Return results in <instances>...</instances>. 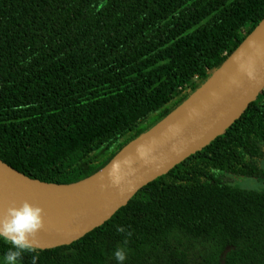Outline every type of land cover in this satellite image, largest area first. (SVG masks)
Masks as SVG:
<instances>
[{"label":"trees","instance_id":"trees-1","mask_svg":"<svg viewBox=\"0 0 264 264\" xmlns=\"http://www.w3.org/2000/svg\"><path fill=\"white\" fill-rule=\"evenodd\" d=\"M263 21L264 0H0V160L52 184L95 175ZM263 161L264 91L104 225L19 264H118L119 245L124 264H264V190L235 184L264 181Z\"/></svg>","mask_w":264,"mask_h":264},{"label":"water","instance_id":"water-1","mask_svg":"<svg viewBox=\"0 0 264 264\" xmlns=\"http://www.w3.org/2000/svg\"><path fill=\"white\" fill-rule=\"evenodd\" d=\"M263 27L264 21L202 88L164 121L134 141L146 138L169 119L179 115L153 140L155 144L153 141L147 144L153 149L149 158H157L155 164L146 165L137 152L131 154L134 159L132 167L136 169V187L132 193L121 197L115 188L101 190L99 177L103 174V182L108 183L107 171L111 163L134 142L101 171L73 184L35 180L0 160V203L6 206L5 210L0 209V217L13 201L19 204L28 200L43 207L45 227L38 235L40 250L69 246L104 225L127 206L142 188L224 135L257 100L264 91V83L257 85L246 75L240 74L233 57L240 51L245 52V59L252 56L257 78L264 81V32L259 37L255 36ZM252 41L256 47L249 46ZM232 76L240 80V87L230 84ZM213 92L219 98L213 97ZM157 165H160L158 169Z\"/></svg>","mask_w":264,"mask_h":264},{"label":"clouds","instance_id":"clouds-1","mask_svg":"<svg viewBox=\"0 0 264 264\" xmlns=\"http://www.w3.org/2000/svg\"><path fill=\"white\" fill-rule=\"evenodd\" d=\"M250 47H256L255 42H250ZM245 57V52L240 51L233 57L234 63L237 65V70L240 74H244L250 81L255 82L257 85L264 83L257 78L256 71L254 69V60L252 56ZM230 84L240 87V80L236 76L230 78ZM213 97L219 98L217 93H212ZM195 111V110H193ZM155 144V141L152 142ZM175 150V149H174ZM153 149L148 145H139L137 147V154L139 158L147 164H155L157 158L152 156L149 158V154ZM134 163L133 156L130 154L120 159L114 160L108 171L107 180L108 183H104L105 176L102 174L99 177L101 190L108 188H115L118 190L121 197H125L135 190L136 184L134 177L136 169L132 167ZM160 165H157V169ZM45 212L43 207L34 205L28 200H24L17 204L13 201L2 217H0V238L5 243L11 245L4 255V264H19V257L25 253L36 252L40 247V240L38 235L45 227ZM120 233H125L126 230L123 227L117 229ZM131 232H127V236H131ZM127 245L128 240L125 238L122 242ZM115 259L118 264H124L126 259V251L120 245L114 251ZM38 255L32 256V264H36Z\"/></svg>","mask_w":264,"mask_h":264},{"label":"bare ground","instance_id":"bare-ground-1","mask_svg":"<svg viewBox=\"0 0 264 264\" xmlns=\"http://www.w3.org/2000/svg\"><path fill=\"white\" fill-rule=\"evenodd\" d=\"M264 32V27L257 32V34L255 35L256 37L260 36L262 33ZM178 118L179 115H176L174 117H172L171 119H169L167 122H165L163 125H161L158 129H156L152 134H150L149 136H147L146 138L140 139L136 142H134L133 144H131L123 153H121L116 159H120L123 158L125 156H128L130 154H133L134 152H136L137 147L139 145H147L150 142H152L153 140H155L165 129L166 127L175 120V118ZM115 159V160H116ZM5 205H3V203H0V209L4 208L5 210Z\"/></svg>","mask_w":264,"mask_h":264},{"label":"rangeland","instance_id":"rangeland-1","mask_svg":"<svg viewBox=\"0 0 264 264\" xmlns=\"http://www.w3.org/2000/svg\"><path fill=\"white\" fill-rule=\"evenodd\" d=\"M262 167L264 168V161L262 163ZM235 184L242 189L257 191L264 190V181L256 179H236Z\"/></svg>","mask_w":264,"mask_h":264}]
</instances>
